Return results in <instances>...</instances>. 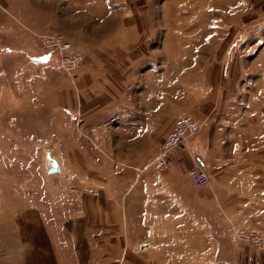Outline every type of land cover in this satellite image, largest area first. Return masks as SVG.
Here are the masks:
<instances>
[{
	"label": "rangeland",
	"instance_id": "374dc122",
	"mask_svg": "<svg viewBox=\"0 0 264 264\" xmlns=\"http://www.w3.org/2000/svg\"><path fill=\"white\" fill-rule=\"evenodd\" d=\"M0 11L15 22L17 37H32L31 49L15 51V105L0 91V264H264V246L234 239L233 226L215 216L197 217L203 223L192 224L190 240L180 234L169 240L157 221L184 212L187 201L151 186L195 184L153 167L157 144H128V159L119 160L116 146L103 151L88 127L103 111L105 95L118 101L126 78L130 106L132 77L173 73L185 83L182 91L207 96L206 120L231 125L223 131H230L235 147L252 138L255 126L264 124V0H0ZM39 32H60L77 46L81 56L69 74L57 52L38 40ZM94 149L101 158L90 155ZM52 159L57 169L49 171ZM121 168L128 171L123 191L144 196L142 207L158 216L148 225L146 209L140 210V227L154 238L143 245L120 242L134 255L99 257L96 242L98 248L119 247L102 241L95 224L102 222L106 190L119 185ZM252 180L249 189L263 186L262 178ZM254 195L256 205L263 204ZM124 196L113 204L125 202ZM233 212L247 218L244 209ZM257 218L263 224L254 229L264 232V215ZM89 231L98 241L89 240Z\"/></svg>",
	"mask_w": 264,
	"mask_h": 264
},
{
	"label": "crops",
	"instance_id": "0c3cea01",
	"mask_svg": "<svg viewBox=\"0 0 264 264\" xmlns=\"http://www.w3.org/2000/svg\"><path fill=\"white\" fill-rule=\"evenodd\" d=\"M11 20L9 16L0 11V58H3L2 61L0 59V91L3 93L7 91V102L10 106L15 105L16 97L15 51L16 49L29 50L32 47L31 35L21 34L17 37L15 22ZM32 55L29 54L30 57ZM34 55L39 60L46 57L42 54ZM133 75L135 76L134 73ZM131 80L136 82L135 87L132 83L130 84V88H135L136 91L134 103L128 106L133 95L130 96L129 101L128 78H126V84L120 85V89L117 91L118 101L116 95H105L103 111L94 113L93 125L88 124V127L94 130L93 140L95 144L100 145L103 151L107 149L108 152H111L112 148L108 146H116L113 150L115 157L119 160H126L128 159V144L133 146L157 144L177 114L188 111L200 121L197 132L184 140L182 145L170 148L167 164L161 171H163L164 176H168L170 179L181 178L186 181L188 177L187 168L197 162L205 169L208 180L201 185L167 184L151 186L153 189H158L157 192L173 193L176 198L188 202L184 203L185 206L187 204V207L183 209L184 212H177L174 215L168 213L163 221H157L158 225L166 226L161 233L168 236L169 240H175L174 237L170 238L173 234H180L181 238L178 235V239L183 240L191 234L192 224L200 226L203 223L196 221L197 217L203 216L221 218L225 225L233 226V228L235 226L255 228V226L263 224L257 217L264 215V212L259 211L264 209V201L261 200L263 204L256 205L254 194L258 192L264 199V124L257 123L258 126L255 127L258 130L254 131L256 132L254 136L247 138L237 148L228 138L230 131H223V129L232 128L231 125L222 128V126L206 120L209 114L207 96L193 94L189 89L187 92L182 91L185 83L175 74H141L140 77L136 75L135 79L132 77ZM2 96L6 97V93ZM205 120L206 122H204ZM222 124L228 125V123ZM246 125L243 128H247ZM97 153L94 149L90 155L97 160L98 156L102 157L100 153ZM91 158L89 162L92 160ZM127 175V169L122 168L115 174L119 185H115L113 191L111 189L106 190L107 196H105L102 208V222L95 224L97 226L95 227L96 231H102V241H116L119 247H116V250L114 247L113 250L107 247L98 248L96 240L98 241L99 238L96 236L91 239L92 234L89 231V240L96 242L93 245V250L99 257L120 256L123 251L125 255L128 253L134 255L131 251L128 252L130 250L128 246V249H121L120 242L129 244V241H135L140 242L139 245H143L146 243L145 240L154 238L140 227L144 223V213L140 210L146 209V224L148 225L155 224L150 220L152 216H156V213L152 212L155 210L142 207L144 196L135 198L123 191L127 187L125 183ZM256 177L260 180L263 179V186L258 190L249 189V185L255 183L252 179ZM141 188L140 191L143 193V187ZM144 188L146 189L148 186L146 185ZM123 193L125 202L121 201L118 204L116 201V204H113L112 199L119 195L122 200ZM192 199L201 206L198 210H193L191 207ZM238 202H243L246 205L238 204ZM98 209L100 208L98 207ZM238 209L246 210L247 212L243 215H247V218H237L233 210ZM170 217H178V220ZM191 217L195 220H192ZM122 222L125 223V232L122 231ZM100 226H103V229ZM187 240H190V236ZM178 247L182 246L178 245ZM184 247L189 248L190 245ZM90 249L92 247L89 246L88 251ZM140 251L134 253L141 255L142 252Z\"/></svg>",
	"mask_w": 264,
	"mask_h": 264
},
{
	"label": "built area",
	"instance_id": "2783aa9c",
	"mask_svg": "<svg viewBox=\"0 0 264 264\" xmlns=\"http://www.w3.org/2000/svg\"><path fill=\"white\" fill-rule=\"evenodd\" d=\"M36 37L46 48L57 52L58 65L67 74L77 65L81 52L62 33L39 32ZM199 125L200 121L191 112L177 114L155 147V152L151 158L153 167L159 171L163 170L168 161L170 148L182 145L184 140L198 131ZM186 173L196 185L204 184L208 180L205 169L197 162L189 166ZM231 235L234 239L245 240L259 247L264 246V232L260 230L235 226Z\"/></svg>",
	"mask_w": 264,
	"mask_h": 264
},
{
	"label": "water",
	"instance_id": "95a60500",
	"mask_svg": "<svg viewBox=\"0 0 264 264\" xmlns=\"http://www.w3.org/2000/svg\"><path fill=\"white\" fill-rule=\"evenodd\" d=\"M57 169V166L55 164V161L52 159L50 161V167L48 168L49 171H53V170H56Z\"/></svg>",
	"mask_w": 264,
	"mask_h": 264
}]
</instances>
